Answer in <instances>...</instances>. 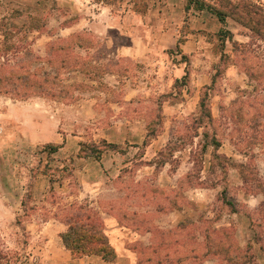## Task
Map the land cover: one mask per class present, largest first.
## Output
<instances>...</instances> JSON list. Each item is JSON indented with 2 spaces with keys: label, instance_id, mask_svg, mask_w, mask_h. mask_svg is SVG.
<instances>
[{
  "label": "rangeland",
  "instance_id": "rangeland-1",
  "mask_svg": "<svg viewBox=\"0 0 264 264\" xmlns=\"http://www.w3.org/2000/svg\"><path fill=\"white\" fill-rule=\"evenodd\" d=\"M199 1L225 13V24L211 23L217 20L214 15L188 7L187 0H0V67L41 78L58 70L61 82L56 87L73 85L78 90L65 99L0 95V264H42L40 242L31 235L32 227L40 224L32 205L43 193L54 203L62 202L90 180L105 185L104 194L118 201L114 205L120 213L137 215L125 219L132 228L142 236L147 229L155 233L158 249L139 250L138 264H264V0ZM121 17L128 34L138 35L139 18L146 22L142 35L152 56L142 63L116 59V48L128 39L108 27ZM91 21V31L66 30ZM169 29L180 31L177 43L196 32L187 56L166 33ZM221 29L232 37L220 40ZM64 44L70 46L67 56L66 51L54 53V47ZM158 65L163 71L156 80L152 71ZM173 65L188 74L170 84L167 73ZM141 78L147 88L135 101H120L123 90L107 86L115 79L119 85L130 81L139 86ZM173 88L175 101L180 95L197 105L194 112L168 121L161 108ZM86 97L96 101H80ZM29 101L32 109L19 108ZM37 123L40 135L49 137L56 129L59 141L62 135L81 138L77 159L75 138L63 155L50 153L45 144L33 145L25 134L34 135ZM113 124L117 135L128 129L135 134L146 130L147 135L168 130L176 137L160 150H149L145 158L153 157L155 169H141L149 139L115 150L98 140ZM114 150L122 157L117 161L129 165L106 172L98 162ZM186 156L192 163L187 178L179 185L169 181L172 166ZM164 161L173 164L169 171L159 169ZM210 187L216 190L202 191L198 210L188 207L185 212L180 225L185 232L157 230V223L164 222L160 212L170 202H184L190 188ZM65 206H59L57 216ZM173 241H186L191 248L163 246ZM195 244L201 249L194 251ZM183 255L192 258L182 261Z\"/></svg>",
  "mask_w": 264,
  "mask_h": 264
},
{
  "label": "crops",
  "instance_id": "crops-1",
  "mask_svg": "<svg viewBox=\"0 0 264 264\" xmlns=\"http://www.w3.org/2000/svg\"><path fill=\"white\" fill-rule=\"evenodd\" d=\"M105 9V8H103ZM102 9V12L105 10ZM101 12V13H102ZM101 13H98L96 18H100ZM213 15V14H212ZM113 18V17H112ZM118 23L114 26H109L108 28L114 29L118 32L119 36L122 38L128 39V42L124 44H120L118 48H116V59H122V58H129L131 60H134L138 63H142L143 61L149 59L151 54V49L149 48V44L147 42V37L142 35V32H146V22L142 19H138L137 23V30L138 35L126 33V28L124 26V20L125 17L118 18ZM218 22V20H216ZM213 19L210 21L213 24H220L217 23ZM95 24V21L89 22L87 25H84L81 22H77L69 27H67L68 32H76V31H91L93 25ZM206 24V23H205ZM221 25V24H220ZM201 26V24L199 25ZM142 27V28H141ZM133 30V28H132ZM169 34L172 39L174 38V42H176L177 45H179L178 49L181 52L183 56H187L191 51L188 52L189 46H191L192 38L196 37V32L194 34H186L183 37V42L177 43L175 41L180 36L179 30H172L169 29V32H166ZM107 40V39H103ZM195 40V39H194ZM178 65V64H176ZM173 65L172 68L169 69L167 73V82L169 81L170 84L173 82H176L180 80V78H185L187 76V72L184 71V69L179 68V66ZM162 66L158 65L154 71H152L153 79H161L162 77ZM159 76V77H158ZM163 80V79H162ZM146 79L141 78L140 79V85L135 86V84L130 83L128 81L126 84L122 82L121 85H119V81L115 79L114 82L108 83L107 86L111 87L112 89L117 88V90H123L122 92V98L120 101L124 102H130L135 101L139 98L140 94L143 93V91L147 88L145 85ZM107 89V88H106ZM176 88L170 89L171 94L170 97L167 96L165 99V102H163L162 105V112L161 116L164 117L165 120L170 121L171 118H176V114L185 116V114H189L191 112H194L196 109L197 101H184L182 97L179 95L180 99L175 101V97L173 91ZM179 93V89H177ZM30 100V99H29ZM193 100V99H190ZM80 101L90 102V101H96L95 98H88L81 99ZM93 103H91V106ZM33 104L29 102H23L19 108L21 110H27L32 109ZM70 108V107H67ZM121 107H118V110L121 111ZM56 117V119H55ZM52 118L56 121V129L58 128V116L54 115ZM121 125H123V129L125 130L127 127L125 123L123 124L121 122ZM129 125H131L129 123ZM40 124L37 123L36 130H38L34 135L32 134H25L29 138L34 140V142L31 141L33 145H58L59 148L57 151L53 154H60L63 155L70 149L68 146L70 143H73V139H78L79 141H76L77 148L75 150V158L77 159V154L79 152V143L81 141V138H78L76 136L70 135V138L67 136L64 138L62 135L61 141H59V133L55 129L53 135H50L49 137L47 135H43L39 133V127ZM121 127V126H120ZM118 130L116 127V124H113L112 127H110L106 131H102V137L98 140H104L109 145L114 146V149L116 150L118 146L124 144H134L139 145L142 140L149 139L148 143L146 144V153L145 156H143L142 160H145L142 164L141 169H155L157 164L150 163L151 159L153 157H149L148 159L145 158L149 154V150L152 149L160 150L162 147H164L167 143H170V140L173 139V137H176L174 132H170L168 130H162L160 133H153L151 135H147L145 131L142 128V134L138 133L135 134L132 129L126 130L127 133H123L120 135H117L115 131ZM118 132V131H117ZM117 136V139L115 138ZM197 139V137H195ZM144 139V140H145ZM220 147V146H219ZM219 149V148H218ZM114 150L113 154H109L108 157L104 156L101 160H99L98 163H100V168H104L106 172H108L109 168L117 169V172L122 170L123 168L127 167V164H124L123 161L118 162L117 158H122L119 153H116ZM119 154V155H118ZM155 156V155H154ZM187 157V156H186ZM172 158H175L172 157ZM189 156L183 160V158H180V161L176 163V166H172L173 164L170 161H164L163 163L159 164V169L161 171H169V168H172L170 172L167 174V178L169 181L175 180L177 184L179 185L183 179L187 178V166H192V163L189 160ZM108 163V165H106ZM175 167V168H174ZM186 167V168H185ZM183 170V171H182ZM186 171V172H185ZM139 172V169H138ZM88 183V182H87ZM83 185V184H82ZM80 187L78 189L77 194H70L69 196L64 198V201L62 202H53L47 199V193H43L42 197L39 198L34 205V212L35 216L40 219V224L35 227L36 230H33L34 227H32V233L34 238L39 240L40 246L38 249H40L42 259H40V262L42 264H138L141 252L139 250H146V251H154L155 249H158L159 244H157L154 241V235L155 233L150 230H144L145 236H142L140 234V231H137L136 228H132L131 225H129V222L126 221V218H133L135 215L134 213L131 214H122L118 209H116L115 205H118V201H113V199H107L104 192H107V188H104L105 185H101V183H98L97 181L90 180L89 184H86L85 186ZM175 186H172L174 188ZM216 190L213 187L210 188H190V191L184 192V202L178 200L174 202H170V205L168 208H166L165 212H160L161 216L164 220L162 225L158 224L157 230L160 232H169L171 234L177 233V232H185V229H182L180 227L182 223V218L186 216L185 212L189 208H193L194 212L197 211L198 206L202 205V198L203 193L202 191H212ZM45 192V191H44ZM179 192V188L178 191ZM175 192V194H177ZM111 200V201H110ZM4 203V201H3ZM62 204H66L65 207L71 205V204H78V205H84L88 208L92 209L93 211H96V213L99 215L100 219L103 222L104 226V232L107 237V240L110 244V246L113 248L116 258L112 263H106L101 258L97 256H90V257H84L80 259H75L72 257L71 253L65 249V247L62 244L61 235L67 231V226L65 223L60 221L56 217V212L58 211L59 206H62ZM64 207V208H65ZM161 211V210H160ZM159 213V212H158ZM34 217V216H30ZM125 217V218H124ZM174 218V219H173ZM174 220V221H173ZM185 222V221H183ZM186 242V241H185ZM181 242L177 243L173 241L172 243H166V245L163 244V246L167 248H172L174 246H178L180 250H186L191 247H187V242ZM196 243L195 241H193ZM186 244V245H185ZM197 244V243H196ZM195 244L194 251L197 250V248L200 250L201 247H196ZM170 246V247H169ZM164 247V248H165ZM182 261H189L192 257H188L183 255ZM196 259V257H193V260ZM184 263V262H183Z\"/></svg>",
  "mask_w": 264,
  "mask_h": 264
},
{
  "label": "trees",
  "instance_id": "trees-1",
  "mask_svg": "<svg viewBox=\"0 0 264 264\" xmlns=\"http://www.w3.org/2000/svg\"><path fill=\"white\" fill-rule=\"evenodd\" d=\"M187 6L198 11H207L213 14L221 25L225 24L227 15L212 5H207L199 0H187ZM263 21L264 10L262 9L263 34H259L262 36V40H264ZM255 32L260 33L259 29ZM218 35L220 40L223 41L232 37L229 31L223 29L219 31ZM69 48L68 44H64L61 48L54 47V53L66 51L64 55L67 56ZM61 69L67 70V67H61ZM73 71L79 72L78 70ZM56 73V75L41 78L30 71H24L23 73L0 67V95L8 96L13 100H26L32 96H37V94L47 95L54 99H65L69 95L71 96L72 92L78 91L73 85L62 88L56 87L55 84L61 82L59 71L56 70ZM49 85H54L56 88L54 86L49 87ZM83 146L84 144H81V147ZM110 146L114 148V146ZM219 146L218 143L214 144L216 148H219ZM45 148H49L50 153H55L59 146L46 145ZM60 213L59 216L61 217L57 215L56 217L67 226V231L61 235L62 244L73 258L97 256L106 263H112L115 260V252L107 240L103 222L96 212L91 211L84 205L71 204L61 209Z\"/></svg>",
  "mask_w": 264,
  "mask_h": 264
}]
</instances>
